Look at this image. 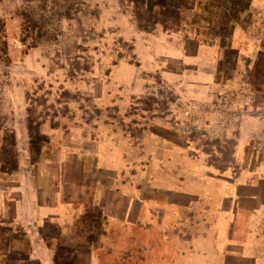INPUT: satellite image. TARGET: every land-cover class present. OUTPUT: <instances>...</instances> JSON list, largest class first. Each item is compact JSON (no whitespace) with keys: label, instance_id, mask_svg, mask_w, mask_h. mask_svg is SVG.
Instances as JSON below:
<instances>
[{"label":"rangeland","instance_id":"1","mask_svg":"<svg viewBox=\"0 0 264 264\" xmlns=\"http://www.w3.org/2000/svg\"><path fill=\"white\" fill-rule=\"evenodd\" d=\"M222 245L264 264V0H0V264Z\"/></svg>","mask_w":264,"mask_h":264},{"label":"crops","instance_id":"2","mask_svg":"<svg viewBox=\"0 0 264 264\" xmlns=\"http://www.w3.org/2000/svg\"><path fill=\"white\" fill-rule=\"evenodd\" d=\"M140 223H142V225L146 224L144 222H139V223H134L133 225L138 226L140 225ZM174 224L177 225V222H174ZM157 225L159 228L167 227L166 222L160 221V222H157ZM218 227H223V226L220 224ZM171 241H174V243H177V238L174 236L163 238L161 241L162 247L167 242L170 244ZM165 251H166V248L161 249V253L159 255L160 257L157 259L158 260L157 264H231L228 261L229 259H225V255L223 253V245L220 246L219 248L216 247V249H214V252H212L208 257H205L204 259L200 258L201 256L198 254H196L197 258H188L187 256H183L182 254H179L178 251H176L175 249L174 255L172 256V258L169 259V262H168V259L166 257H163V255L166 254ZM240 258L241 259H248V258L251 259L252 257L243 253ZM232 264H237V263H232ZM238 264H243V262L238 263Z\"/></svg>","mask_w":264,"mask_h":264}]
</instances>
